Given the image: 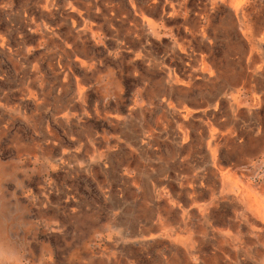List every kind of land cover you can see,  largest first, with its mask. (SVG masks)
<instances>
[{
	"label": "rangeland",
	"instance_id": "1",
	"mask_svg": "<svg viewBox=\"0 0 264 264\" xmlns=\"http://www.w3.org/2000/svg\"><path fill=\"white\" fill-rule=\"evenodd\" d=\"M202 1L186 0L185 23L183 10L162 13L164 0L155 11L138 0L145 19H163L158 35L143 29L156 58L168 62L174 36L191 39L204 25ZM130 12L127 0H0V264H228L214 243L234 232L239 207L200 211L210 128L168 113L162 76L120 48L108 22L117 19L122 38ZM258 26L264 31V20ZM229 39L223 32L213 47L225 64L234 56ZM259 65L264 75V46ZM179 69L183 79L189 68ZM261 106L251 112L264 122ZM217 113L220 129L224 110ZM240 113L239 125L253 122L248 109ZM238 142L218 136L217 154L229 160L222 166L258 186L263 154L236 152ZM239 155L248 162L237 165ZM196 175L204 180L200 195ZM134 226H143V237L126 233ZM185 241L188 250L196 246L192 257Z\"/></svg>",
	"mask_w": 264,
	"mask_h": 264
},
{
	"label": "crops",
	"instance_id": "2",
	"mask_svg": "<svg viewBox=\"0 0 264 264\" xmlns=\"http://www.w3.org/2000/svg\"><path fill=\"white\" fill-rule=\"evenodd\" d=\"M151 1V2H150ZM208 1V2H207ZM175 2H179V7L177 12H180L183 10L184 13V22L189 23L188 21V10L185 7L186 0H175ZM129 3V2H128ZM150 5L147 6V11H155L157 7H159L161 0L159 2H153V0H149ZM217 6L212 5L209 0H203L202 1V7L199 8V11L197 13V16L199 18H203L207 15V13H211L210 16H212L211 20L209 22H204L203 26H198L193 29L192 32L189 31V28L184 26L185 32H190L191 39H182L178 38L177 35L173 39V45L170 51V57L168 59V62L162 60L160 61L159 58L155 57V54L153 55L150 53V58L154 59L157 62H159L160 66H177L176 68V75L180 82L176 86H171L168 84V77H167V70L165 68H161L159 70H147V73H158L161 77L160 81L162 86H166L165 88H168L169 95L167 96L169 101L167 102V110L168 113H171L173 116H176L177 118H181L185 122H188L190 119H197V121L201 124L200 127L207 126L209 129L208 139H207V145L211 139H214V142L218 144V136L222 137H237L239 140V147H234V151H239L241 154L248 156V157H255L257 155L264 156V122L261 121L260 117L253 114L252 109L253 107L261 108V104H264V75L260 69L253 68L254 66L258 64L247 65V61L244 59H240V54H234L233 58L228 59L227 64L225 62H222L218 60L213 53V47L217 43L218 40H222L223 38V32H225V29L223 30V27H220L218 29L217 34H220V37L217 35V39L210 44L206 39L202 42V47H207V51L198 44H196L195 39H199L200 37V31L205 28L206 30H209L210 32H213V27H215L214 22L216 21V18H219L217 20V26H222V19H224V13H229V11L226 9V6L224 3L217 0ZM130 13H137L136 9H133L131 6V12ZM162 13H171V10L167 8L166 4L164 3L162 7ZM180 14V13H179ZM220 14H223V16L219 17ZM120 18V17H119ZM113 22L110 20L109 26L114 34V31L116 28H119V23L117 19ZM189 25V24H187ZM211 32V33H212ZM196 36V37H195ZM195 37V39L193 38ZM177 40V42H175ZM229 42H225L226 47H228ZM179 46V47H178ZM182 46V48L180 47ZM148 45L146 46V48ZM211 47V48H210ZM210 49V50H209ZM148 50V48H147ZM151 52V51H149ZM153 55V56H152ZM185 56L184 58L182 56ZM186 60V61H184ZM178 61V62H177ZM172 63V64H171ZM179 65L186 66L189 68L188 71L184 70L186 76H184L183 79L180 78L178 72L181 70V67L179 69ZM203 66H206L208 69V72H204L202 70ZM179 71L177 72V70ZM216 70H218L223 76H219L218 78L213 75V77H204L211 72L214 74L216 73ZM259 71V72H257ZM247 75H250L252 77L247 78ZM195 76V77H194ZM194 78V81L192 79ZM252 78V79H251ZM226 79L229 84L232 86L226 87L224 84V80ZM198 80V81H195ZM158 83V82H157ZM158 83V84H161ZM249 84V89L242 90L240 87V84ZM235 85V86H233ZM179 87V88H176ZM248 87V85H247ZM176 88V89H175ZM191 88H194V92H191ZM228 89V90H227ZM171 96L175 97V102L171 100ZM259 97V100L256 101V98ZM234 100H236V103H234ZM163 101V99H162ZM169 103H172L173 107H169ZM232 104H235L236 106L233 107ZM184 107L190 111L189 114H186L184 111ZM248 109L249 115H253V122L251 123L249 121H242V124L239 125L238 120L241 117V109L242 108ZM219 109L224 110V116L222 123L218 124V128L224 129L221 131L220 129H215L213 127L214 121L218 119V113L217 111ZM210 115V116H209ZM208 117V118H206ZM250 118V117H249ZM190 123V121L188 122ZM202 132L198 133L201 135ZM176 139H174L173 144L175 145L176 150L178 149V142ZM208 147V146H207ZM218 152V149H217ZM233 154H231L232 156ZM263 158V157H262ZM245 159H242L240 155L237 158L236 164H241L244 162ZM217 161L218 163L216 166L213 164L210 153H209V163H212V168L210 170L213 171V173H216L217 178L219 179V171L218 165H220L225 172H230L231 174H235L234 172H231V170H227L225 167H223V162H228L229 160H223L221 156L217 154ZM248 162V160H245V162ZM210 175V174H209ZM236 175V174H235ZM198 175H196V182L198 186L194 188L196 194L200 195L201 191V182ZM201 181H204L201 178ZM209 181V178H208ZM196 184V183H195ZM196 184V185H197ZM206 191V193H203L202 195H205L204 197L208 201L203 206L200 207L201 214L204 216L209 215V207H219L214 206L210 204V188L209 185L206 184L203 187ZM199 191V192H198ZM131 231H126L128 235H139V237H143L145 234L143 230V226H139V228L136 230L135 226L128 228ZM136 230V231H135ZM151 239H155L154 236H151ZM146 239L139 240L140 248L146 247L145 242ZM174 245V249H177V244L181 243L180 241H171ZM219 240L215 241L214 247L217 248ZM184 245L186 254L189 253L187 241L182 242ZM141 248V249H142ZM215 250H218L216 249ZM194 252L196 251V246L194 248ZM193 252V251H192ZM193 252V253H194Z\"/></svg>",
	"mask_w": 264,
	"mask_h": 264
},
{
	"label": "bare ground",
	"instance_id": "3",
	"mask_svg": "<svg viewBox=\"0 0 264 264\" xmlns=\"http://www.w3.org/2000/svg\"><path fill=\"white\" fill-rule=\"evenodd\" d=\"M130 7L136 9L137 13L131 17V19L126 18L125 21L128 23V27L124 28L123 37H120V29L116 28V35L121 39L120 48H126L131 53L133 52L138 60L142 61L147 70H159L165 68L167 70V79L168 84L173 86L178 85L180 80L176 75L177 66H160L159 62L156 63L154 59H151L149 50L146 46L148 45V40H144L143 29L145 26L149 27V31L155 36L158 35L159 23H163L161 19L158 23L151 20L145 19L143 14L145 12L144 8L139 9L138 0H127ZM212 5L217 6V0H209ZM224 3L226 9L229 13H224V19H222V26L213 27V32L203 28L200 31V38L195 39L196 44L201 48L207 51V47H202V42L206 39L210 44L217 39V32L220 27L225 29V36L229 37L228 47L233 48L234 54L239 53L240 59L247 61V65H256L253 68L260 69L259 65L261 52L264 46V31H260V26L264 20V13H260L258 7L260 6L257 0H219ZM151 2V1H150ZM153 2H159V0H153ZM208 2V1H207ZM167 8L171 10L169 17H174L179 7V2L175 0H164ZM147 9V6H146ZM211 13H207L204 16L206 22H209L212 18ZM125 18V17H124ZM123 19V18H122ZM201 21H204L203 18H200ZM204 21V22H205ZM143 32V33H142ZM174 36V35H173ZM175 38V36H174ZM173 38V39H174ZM136 41L138 43L136 44ZM177 42V40L175 41ZM138 46L136 52L134 49ZM179 47V46H178ZM182 48V46H180ZM211 48V47H210ZM210 50V49H209ZM154 55V54H153ZM152 55V56H153ZM172 64V63H171ZM202 70L208 72L206 66H203ZM261 71V70H259ZM257 71V72H259ZM221 73L216 70L214 74L204 76L213 77L215 75L217 78ZM252 77L247 75V78ZM252 79V78H251ZM224 80L226 87L232 86ZM248 85V87H247ZM235 86V85H233ZM242 90L249 89V84H240ZM228 90V89H227ZM259 100V97L256 98V101ZM236 103V100H234ZM170 108L173 107L172 103L168 104ZM235 107V104H232ZM184 112L189 114L190 111L184 107ZM210 116V115H209ZM208 118V117H206ZM176 141V140H175ZM208 152L210 153L213 164L216 166L217 161V149L218 144L214 142V139H211L207 145ZM261 171V176L259 177L260 185L255 186L253 182H242L238 180L235 174L230 172H225L224 169L218 165L217 171H219V179L216 176V173L213 171L210 172L208 185L210 188V204L218 206L224 202L231 203L239 207L240 211L238 212L236 218L241 221L237 226H234L233 233L231 231L220 232L221 234L218 242V250L222 255L225 256L228 264H246L249 260L257 263H264V156L262 158V165L259 168ZM202 186V183H201ZM199 192V191H198ZM254 220L258 222L257 227L251 225L249 220ZM244 226H247V234L243 235L241 229ZM228 248L229 252H226ZM227 253V255H226ZM194 253L189 249L188 257H192ZM243 259V260H242ZM168 260L166 261L167 264ZM170 264V263H169ZM251 264V263H250Z\"/></svg>",
	"mask_w": 264,
	"mask_h": 264
}]
</instances>
